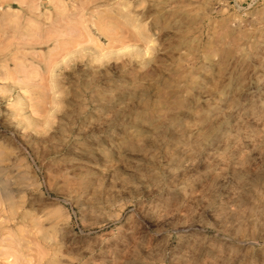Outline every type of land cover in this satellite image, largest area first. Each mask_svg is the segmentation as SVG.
Wrapping results in <instances>:
<instances>
[{"label":"rangeland","instance_id":"obj_1","mask_svg":"<svg viewBox=\"0 0 264 264\" xmlns=\"http://www.w3.org/2000/svg\"><path fill=\"white\" fill-rule=\"evenodd\" d=\"M0 264H264V0H0Z\"/></svg>","mask_w":264,"mask_h":264}]
</instances>
